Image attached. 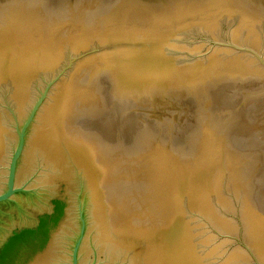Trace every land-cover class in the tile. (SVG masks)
Wrapping results in <instances>:
<instances>
[{
	"label": "water",
	"instance_id": "water-1",
	"mask_svg": "<svg viewBox=\"0 0 264 264\" xmlns=\"http://www.w3.org/2000/svg\"><path fill=\"white\" fill-rule=\"evenodd\" d=\"M0 264H264V0H0Z\"/></svg>",
	"mask_w": 264,
	"mask_h": 264
}]
</instances>
